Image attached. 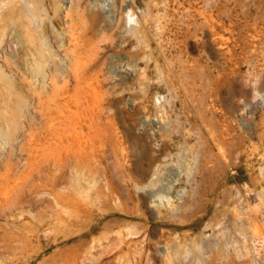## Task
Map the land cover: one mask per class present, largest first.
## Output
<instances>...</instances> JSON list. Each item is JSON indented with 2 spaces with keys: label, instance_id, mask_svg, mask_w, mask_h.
I'll use <instances>...</instances> for the list:
<instances>
[{
  "label": "rangeland",
  "instance_id": "rangeland-1",
  "mask_svg": "<svg viewBox=\"0 0 264 264\" xmlns=\"http://www.w3.org/2000/svg\"><path fill=\"white\" fill-rule=\"evenodd\" d=\"M16 1L0 264H264V0Z\"/></svg>",
  "mask_w": 264,
  "mask_h": 264
},
{
  "label": "bare ground",
  "instance_id": "bare-ground-1",
  "mask_svg": "<svg viewBox=\"0 0 264 264\" xmlns=\"http://www.w3.org/2000/svg\"><path fill=\"white\" fill-rule=\"evenodd\" d=\"M44 1H41V2L44 3ZM34 2H37V3L34 5ZM41 2H40V0H25L24 1V3L22 4L23 13L21 14V16L23 17V19L25 21H24V26L22 24L21 25L24 27V30H25V32H23L24 33L23 34V36H24V41L23 42L25 43V47L24 48L27 50V52H26L27 54L26 55H28V58H27L28 63L27 64L31 66V73H34L35 76L36 75L40 76L43 79L42 81H44L45 79H48V77L46 75H43L44 72L42 73L39 70V68H40L39 66H40L41 62H45V60L46 61L48 60V58H46L45 56H50V55H45V51L49 50L50 47H48L49 49H47V47H46L45 50L42 48V39L43 38L40 36V33H42L43 31H41V29H39V30L35 29L34 26L32 25L34 20H38L41 17L40 15H43V14L40 13V11L43 9V4ZM61 3H62V1L60 2V4ZM15 5H19L16 0H0V23L1 22L7 23V21H8L7 18L12 15L11 13H12L13 9L15 8L14 7ZM54 6H55V4L52 5L53 8H55ZM56 10H58V9H56ZM16 19L18 20V18H16ZM16 19H14L15 22H17ZM11 22H13V20L10 21V24L13 25V23H11ZM17 24H19V23H17ZM18 30H16V31H18ZM19 31H21V30H19ZM5 34H6V32H5ZM48 34H47V36H48ZM3 36H4V34H3ZM2 40H3V38H2ZM50 51H51V49L48 52L46 51L47 52L46 54H49ZM49 58H51V56ZM47 63H48V61H47ZM24 70H26L25 67H24ZM42 71H43V69H42ZM9 85H10V76L8 74L4 73L3 68L0 65V91L4 92L5 95H7L8 94ZM157 112H158V115L161 116L162 110L158 109ZM8 114L9 113L6 112V116H5L6 119H3L4 117L2 116L3 117L2 118L3 121H0V126H1L0 133L3 134V135L5 134L4 131L8 130L9 128H11L14 125L15 121H17V123L19 122L18 120L12 119V117L10 115L7 116ZM15 129L16 128L14 127V130ZM159 197H161V196H159ZM163 198L164 197H161V199H163ZM165 199H167V197H165Z\"/></svg>",
  "mask_w": 264,
  "mask_h": 264
}]
</instances>
